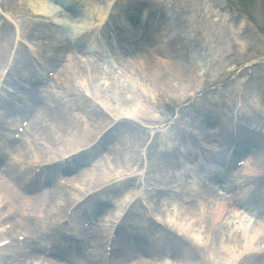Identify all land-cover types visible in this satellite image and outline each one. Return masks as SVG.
Masks as SVG:
<instances>
[{
	"label": "bare ground",
	"instance_id": "1",
	"mask_svg": "<svg viewBox=\"0 0 264 264\" xmlns=\"http://www.w3.org/2000/svg\"><path fill=\"white\" fill-rule=\"evenodd\" d=\"M49 1L50 0H40L43 9H45L46 4H48ZM67 1L69 2L68 11H72L77 14L81 11H84L85 13H96L97 22L101 27L106 24L105 21L107 20V18L108 21L111 19L110 16H107V12H105L103 8L92 5L88 0ZM0 8L2 9V11L5 10L1 6ZM151 24L152 25L149 27L150 32H143L142 36H140L139 30H136L139 25L132 23L131 26H129V28L127 29V26L125 27L123 23H113V29L111 30L112 34H110L109 32H107V34L105 33L104 40H106L107 44L111 46L113 40L115 39L117 48L123 50L124 54L128 55L129 57L132 55H136L139 51H142V53L145 54L146 57H148H144V69L151 76H158L156 70L157 65L152 63V60L162 62L163 65L168 66V71H174V73L176 74L175 70L178 69L175 68L176 65L173 61L166 62L160 60L159 57H153L152 60H150L151 54L149 52L156 50L155 52L163 53L162 51H164V54L167 55L170 60H173V57H171L173 50H187L188 43L184 39L181 40L179 38H174L177 30L173 26V23L152 22ZM32 25V27H34L33 30H35L36 26H38L37 24ZM5 26L9 28L8 24H6ZM108 26L109 24L107 23L106 27ZM46 29L59 31L58 27L53 23H50L48 26H46ZM77 29L78 31L76 32L75 36L73 35L71 38H68V36L62 35L65 38L57 42V44L62 45L54 47L51 46L49 49L56 54L63 50L73 49L80 50L82 52H85L87 50L88 53H92L93 55H95L96 53H94L93 51L100 49V47H98L97 45L98 42H93L95 35L93 33H90L89 29H87L86 27H78ZM125 29L127 30L126 34L128 36L125 34ZM30 31V28L23 27L22 36L30 37ZM36 37L52 39L51 35L42 30L37 33ZM137 37H141L140 40L143 41V44L136 43ZM1 39H3L2 35H0V40ZM100 39L102 40L103 38L101 37ZM85 40L88 41L92 45V47L84 49ZM165 41L166 44L164 45ZM64 42L65 44H63ZM8 43L9 45H11L10 40H8ZM40 49L43 53L48 49V47L44 46ZM5 53L6 56H4V54L0 55V63H3V60L4 64L5 62H7L8 52ZM95 57L99 60L103 59V55L102 57H97V55H95ZM113 59L115 60L116 58ZM128 61V69L130 70L128 71V73L133 76V74L137 71L135 70L137 68L135 67V63L132 59H129ZM41 64H44L42 65V68L54 67L57 69L55 75L50 80V83L55 84H53L48 89L49 91H46L45 93L47 97L52 98L51 95L53 92H51V89L58 88V85H56V81L61 76L65 77L64 85H60V88H63L62 94H65L66 92L68 93L71 90L77 92L80 89L79 86L74 85L72 75L69 74L67 68L63 67L62 64H59V59L57 57L46 58V61H42ZM192 65L189 66L187 70L185 66H178V68H180L182 72V74L178 75L185 76L186 79H190L191 81L196 78L197 74H199L200 76L201 65H199L195 60ZM89 67V59L87 60V63H79L77 65V75L83 76L85 78L87 92L91 93V91H94L95 93L97 92V95L99 96L103 93V88L105 85L103 84V86H101V84H97L96 72L94 71V68H90L89 70H87V68ZM12 71L13 67L11 69V73ZM121 74L123 75V73ZM17 75L19 77V81L27 82V77L24 75L23 70L17 72ZM130 75H124L121 77L125 78V80L130 83L129 85H127L126 87H123L121 85L118 86V91L120 90L118 92V96L120 98L122 97L120 99L122 107L118 106L117 109L116 107L111 108L116 114H118L119 109L123 110V107L128 105L134 106L135 108L140 107V115L144 116L148 113L145 110H148L149 106L146 103H140V98L137 95L138 91L135 90L132 85L133 83H135L134 79L133 77L130 78ZM165 75L167 76V78L169 77L168 74ZM174 77H176V79L180 78L177 75ZM7 80H9L8 76ZM29 81L35 83V86L39 84V78L36 77V75L32 76ZM35 92L40 93L36 88ZM49 93L51 95H49ZM174 93L176 92L174 91ZM100 99L104 102H109L107 101L109 99L112 100V98L106 96H104L103 99L102 97H100ZM75 100L76 99L68 100L71 103V108L76 106L74 105ZM58 102L59 101H57L54 107L51 106L49 110L50 112H52L54 109H60L62 111L61 118H63V114H67V107L61 106V104H59ZM78 103V106L82 105L80 101H78ZM9 108L12 112H19L18 105H13L11 100L9 102ZM97 111L101 115H104L103 111L98 107ZM123 111L127 112V116L133 117L129 113V110L125 109ZM45 115V113L42 114V116ZM101 115L97 113L95 115V119L98 120L99 125L106 123L105 121L107 116L105 115L106 117L104 116V118ZM4 117L5 115H3L2 120L4 119ZM226 117L227 116L225 114L221 115V118L223 119H225ZM2 120L0 119V129H11L10 124L4 123ZM126 121L131 122V120L128 118L120 119L117 122L118 127L125 125L124 122ZM199 123V126L202 127V129H209L213 127L218 129L216 133L218 135V138H221L220 146L218 145V149L223 150L221 157L216 156L215 152L208 150L206 147L200 146L198 138L193 135H188V140H182L184 145L189 144V146L192 147V150H187L188 152L182 157L178 156V153L171 151V149L169 148H167L166 150H162L160 146L155 147L154 141H152V143L148 147H144V144L141 145L140 152H142V161H140L136 166H142L146 162L147 170L153 174V177L146 178L148 193L145 195V197L147 200V205L143 206L140 200L135 201L134 204H136V206L138 207V221H140L141 223H145L147 227L141 228L140 226L133 225V231L128 232L129 240L126 241L125 239H122V247L119 248L118 245L113 243V248L116 252V256L121 259L123 264L126 263L127 256L137 258L136 264H156V262L163 261L162 259L166 258L172 259L175 262H178V264H193L194 262H197V264L198 262H203L204 264H234L237 261L238 264H255V261L259 259L257 256H255L256 254H254V250L258 249V246H261L260 244L264 243V231H259L257 229H248L245 222H241L240 220L241 214H239V208L242 206L243 208H245L241 200L242 196H246L247 198L252 200H262V205L264 207V164L255 167L252 163L253 157L249 155L247 162H245V166H243L239 170H237V168H231V163L233 160H228V158L231 157V154L230 149L227 146L229 144L233 146V144L235 145L236 142L234 141L235 139H233V137L229 136L227 122L219 121L216 123L201 121ZM67 124L68 126L74 127L77 132L80 131L79 128H76L80 125L79 121H69L67 122ZM98 126H96L94 130H97ZM188 126L191 129H198V127H196L194 123H189ZM41 130L42 134H44L45 137H42L41 134H39L38 140H42V142L38 143V152L41 155L48 154L50 158L49 161H55L60 157L59 155L58 157H55L56 154H54L56 151V141L61 140V142H63V140L67 139L70 135L68 132H66L63 124H61L60 129L57 130V133L55 134L56 137L53 136V134H49L45 128H42ZM84 133L87 138L93 137L92 141L95 140L97 134H95V131H85ZM25 134H27V132ZM131 135H128L129 139H131L132 142H135L136 138ZM261 136L262 135L258 134L256 131H250L248 135L249 139L247 138V141L249 142L250 140L251 146L254 147L256 144L259 145ZM2 138H4V136H2ZM208 140L209 139L205 140V142H207ZM245 140L246 138L243 142H245ZM21 143L22 140L19 141L18 153L20 154V158H24L28 155L26 153H22ZM119 143L120 140L116 141L114 148L110 151L113 152V156L120 158V161H122L125 159L118 155L122 153L120 147H117ZM46 145H49L47 148L49 153L43 148H40L41 146L46 147ZM68 147H70L71 149L73 148L74 151L76 150V148L71 144H68ZM181 147H183V145ZM241 150L242 152L240 150L237 152L245 154V152H243L244 148H242ZM247 151L248 150H246V152ZM80 154H82V152ZM36 158L37 156H34L33 159L30 160L29 165L31 167L33 165L40 164L41 158L39 159V161L35 160ZM179 158H183L185 162L190 165H187L191 173L189 179L178 181V167L182 165V162L177 161ZM0 162H3V159H1ZM209 162L215 163L217 167L221 168V171L216 170L211 172L208 165ZM6 167L7 168L4 174H0V190H2L0 197V209L12 207L16 208L15 211L22 218V226H24L25 228H29L30 226L33 229V232L28 231L26 236H24L26 237V244L29 248L34 245L32 247V251H35L34 253H36V251L50 252V256H55L53 258H56L61 262H56L54 264H104L105 251H102V249L103 246H106L105 244L107 243L111 232L106 224L107 220H103L101 225H96V227L93 229L94 235L91 236L92 238L90 237L93 243L90 246L91 251L88 254H85L83 252H80L78 249L81 246H85L86 243L76 244L75 242L69 241L66 237L62 236L60 231L61 225H57L59 222L56 223L54 221L56 218H66L68 211L73 207L75 202H79L78 200L81 198V196L78 193L76 195L73 192L74 190L70 188H64L60 185L58 187L56 186V189H44L42 194L33 195L35 190H33L31 184L35 183L36 187H45L48 180L50 179V176L58 174L57 165L52 166L54 168H52L51 171L43 168L39 176L34 174L35 170H32L33 168L26 170L21 166L16 165V163L8 164L6 165ZM205 169H209L211 173H207ZM229 169H231L233 173H235V177H237V179L231 180L228 178L227 180L229 181V184L227 185L230 186L225 187L223 186L226 185L224 180L225 178H227V176H230L228 174ZM162 172H165V177L163 179L164 185L163 187H159L157 186L159 184L157 175L162 174ZM83 176L85 178L82 180L84 185H95L94 183H91V181H88V171H86ZM100 176L108 179L105 174H100ZM196 176L203 177L199 185H194V183L190 182V180H194ZM6 177H12L15 180L17 179L16 185H18V188L11 186L8 182H5L4 179ZM171 179L174 181V183L178 182V186L169 185L171 183ZM130 184L131 183H129V185ZM129 185H124L123 187H128ZM217 188L223 189L224 193H217ZM94 189L89 190L93 191ZM19 191H21V193H19ZM29 194H31V196H29ZM80 194L84 195L85 192H81ZM67 195L69 196V198L67 197ZM5 199L12 201V204L9 207L6 206L4 202ZM173 209L176 210L172 211ZM95 210V214H98L100 212L111 213L114 210V207L113 204L111 202L109 203V201L107 200H98ZM151 212H155L159 215L168 214L172 217L170 221L153 222L150 218ZM77 213L78 209H74L72 211V214ZM130 213V209H128L125 214V218H129ZM260 214H264V208L263 210H261ZM256 219L264 222V217H257ZM113 225L114 224H112V226ZM232 225H236L233 239L226 237L225 235L226 231L230 230ZM1 227L2 226H0V228ZM15 228L19 227L15 226ZM76 229L78 230V226L76 227ZM145 232L148 235L146 237L148 241L144 242L143 244L141 243V235H143ZM2 234L6 233L0 230V235ZM155 234H158L161 240V243H159L158 246L155 245L151 240L152 235ZM198 234L204 235L203 239L201 240L202 245L199 244L196 240L195 242L193 241L195 235L197 236ZM218 244L220 245L219 249L217 248ZM223 244H235L236 249L234 250L237 252L239 250V254H233L230 248L222 247ZM145 245L154 248L152 250H149L145 247ZM14 249L16 251H13L11 249L9 250L7 248L3 249V251L5 252L9 250L8 254L10 251L12 253H10V256L8 255V257H2V254L0 253V264H32L27 262L28 258L23 253L21 254L17 251L16 248ZM122 249L125 250V252H121ZM240 255H243L242 258H240ZM237 256H239V259ZM256 263H258V261ZM36 264L44 263L37 262Z\"/></svg>",
	"mask_w": 264,
	"mask_h": 264
},
{
	"label": "rangeland",
	"instance_id": "2",
	"mask_svg": "<svg viewBox=\"0 0 264 264\" xmlns=\"http://www.w3.org/2000/svg\"><path fill=\"white\" fill-rule=\"evenodd\" d=\"M1 1L4 3L3 7H5V13H8L12 19H7L6 22L5 18L2 17V15L5 14H0V35L3 36V39L0 40V55L4 54V56H6L5 52H8L7 56L15 53L14 57L18 59V62L16 63L18 70L22 66V52L18 51V42L20 40L23 42L28 41L20 39V27H28L31 29V24L33 23L47 25V23H51L52 20L37 15V11L33 6L34 0ZM90 1L102 7L109 4V0ZM117 6L121 7L120 10L130 8V11L135 12L136 15L142 13L143 8L139 6H145V9H147L149 13L154 14V17L163 18L168 22L173 23V26L177 30L174 38H179L181 40L184 39L188 43V49L181 51L173 50V56L171 55L173 60H170V58L164 54V51L158 56L154 52L151 53L150 60H152L153 57H159L160 60L166 62L173 61L176 65L175 68L179 71L175 70V74L174 71H168V66L163 65L162 62L152 60V63L157 65L156 70L158 76H151L145 71L143 65L145 62L144 57H146V55L142 52H138L136 55L131 56V59L135 62V67L137 68L135 69L137 71L132 76L128 73L130 70L128 69L127 60L130 59V57L125 58L122 51H116L119 54L118 59L124 61L123 67L120 69L123 75L119 77L118 84L107 89L108 93L103 91V93L98 96L97 92H87L85 78L76 75V62H87L85 53L81 51L72 52V50L62 53L60 54V58L64 60L66 59V61L62 63L65 67H68L69 74L72 75V79L74 80V85L79 86L80 89L77 92L71 90L68 93L66 92L65 94H62L63 88L60 87L64 85L65 77H60L56 82L58 89H54V92H56V98L51 96L53 99L47 97L44 100L47 103L49 101L48 104L52 107H54L57 101H59L58 103L61 104V106L67 107V114L64 113L63 118H61L62 111L60 109H54L52 112L49 111L45 116H42L41 111H43V109L41 111L39 110V114H37L36 117V126L30 131L29 136L24 137V143L29 144L31 141L38 138L37 135L40 126L45 128L49 134H53V136L56 137L55 134L57 133V130H59L60 125L63 124L66 132H68L70 136L67 139H64L63 142H61V140L56 141V151L54 154H56L57 157L58 155L61 156L73 152L74 149L68 147V144L78 148L79 145L81 146L82 144L91 143L93 137L87 138L84 133L85 131L93 130L95 131V134L99 131H103L101 135L102 137L104 136V138H101V141L104 140V145L103 148L100 149L101 151H96L95 154L92 153L85 157H80L78 160L80 168L77 169L81 170L74 171L73 168L68 172V175L71 176V179L75 178L74 180H71L73 181L72 185H75L78 184V181L82 182V180L85 179L83 173L88 170V181L93 182L95 185L102 186L108 184L106 183V178L100 176V174H105L106 177L110 178L109 184L114 179L113 185H117L114 186L115 189L107 193L106 196H109L112 199L113 204H124L123 199L125 198H123V193L129 191L128 195H131L141 181V179L133 178L134 174L132 173L137 169L136 165L142 161V152H140L142 144H144V147H148L151 144L152 139L156 138L154 141L155 147L160 146L162 150H165V132L169 133L173 138L175 136L181 138L186 134L185 131L173 126L174 115H176V118L177 116H180L178 119H182V117L189 118L194 116L196 113L198 115L197 117L202 118L205 121L216 123L219 121L227 122V129L230 136L232 131L231 121L233 119L235 97L238 95L239 88L242 87L244 93L241 95V98L245 105L241 109L242 112L239 116L241 124L247 126L248 131H256L258 134L262 135L259 145L256 144L252 147L249 143L250 141L248 142L249 155L253 157L255 167L264 164V63H258L254 67L244 70L242 67H240V69L238 68L239 65L245 64L251 59L264 57V38L260 37L255 31L256 27H259L264 33V0H119ZM96 17V13L93 12L85 13L84 11H81L78 14L76 13V15L73 14V18H76L80 22L79 24L89 25L88 27L90 30L97 28V26L93 24V21L94 23L96 21ZM5 23H9L11 26L9 25V28H7ZM36 29H44L46 33L49 31L48 29H40L39 27ZM57 35H60V33H57ZM66 35L72 37L70 31H68ZM57 38H59V36ZM8 40L12 42V45H9ZM84 42V48L86 46L88 47V41L85 40ZM28 46L33 50H36V47L31 41ZM24 50H26V48H24ZM32 56L35 57L34 53ZM75 57L78 58V60L75 61V64H69ZM194 60L201 65V75L199 76V74H197L193 81L186 79L185 76H179L178 74H182V72L178 66H185L187 70ZM111 62L112 59H110V63ZM30 63L32 62H29V64ZM90 64H95V66L99 67L100 74H102L101 69L106 67L99 66L97 63L93 62H90ZM3 66L4 60L3 63H0V70ZM35 69L36 66L30 68L28 72L32 73ZM48 70L49 69H47V71ZM165 74H168L169 77L167 78ZM124 75H130V78L133 77L136 82L132 85L135 90L138 91L137 95L140 98V103H151L152 109L149 110L148 107V110L146 109L145 111L148 112L146 114L148 118L153 117V120L156 121L155 124H142V126L145 127L142 128L141 125H139V122H141L140 107H138V109L134 106L128 105L123 107V110H129V113L133 117L127 116V112H124L121 109L118 110V115L120 118L130 119L131 122L126 121L124 122L125 125H122L121 127L117 126L115 129H112L114 125V122L112 121L114 118V111L112 108H115L116 106L117 109L119 105L122 107L120 101L122 97L120 98L118 96V92L120 91H118V86L121 85L126 87L130 84L125 78H121ZM176 75L180 78L176 79V77H174ZM248 78L250 79L247 80ZM42 85L44 86L45 84L43 83ZM156 85L160 86L156 87ZM13 87L18 88V86ZM150 90L154 91L155 96L152 97L153 99H151L152 94H150ZM22 91L27 94L25 88L22 89ZM174 91L176 93H174ZM196 91H201V94L198 95ZM42 94L44 95L45 93ZM108 95L112 98V100H107L109 102H104L100 99V97L103 99L104 96L108 97ZM69 99H76L74 101V105H76L75 107H70L71 103L68 101ZM150 99L152 101H150ZM45 101H43V103ZM78 101L82 104L81 106H78ZM261 101H263V104L260 103ZM95 105L99 106L107 117L101 115L97 111ZM0 111H5V114H9L7 104L0 102ZM96 113L103 117L105 116L106 123L99 125L98 120L95 119ZM223 114L227 116L225 119L221 118V115ZM69 121H79L80 125L76 128H79L80 131L77 132L74 127L68 126L67 122ZM96 126H98V128L97 130H94ZM170 126L172 129H168ZM214 131L216 130L213 128L212 132ZM248 133L247 131L243 132V134L246 135H248ZM128 135L134 136L136 141L132 142ZM119 140L120 143L117 147H120L122 153L117 154L125 159L122 161H120V158L113 156V152L110 151L114 148L116 141ZM43 149L47 150L46 147H43ZM242 157L243 156L235 155L232 166H234L237 159H241ZM48 158L49 155L46 154V157L42 159L48 160ZM82 161H84V163ZM11 162L12 160H6V163ZM0 169L2 170L3 167H0ZM117 172L124 173V179L132 178V183L136 186L132 188L131 186L125 187L120 193L122 180L117 177ZM230 176H233V174ZM230 176H227V179L229 178L233 180ZM52 179H55V181H52L51 183L49 182L48 185H62V183L60 184V182H62L61 177H53ZM4 180L5 182H8L6 179ZM228 182V180H225L226 184H228ZM123 185L126 184L123 183ZM224 186L229 187L230 185ZM44 189L48 188L35 187V195L39 192L42 194ZM1 191L2 190H0V193ZM216 191L223 193L224 190L217 188ZM19 193H21V191H19ZM67 197L69 198L68 195ZM241 199L247 210L255 209V207L263 208L262 200H252L246 196H242ZM174 210L176 209H173L172 211ZM151 216L158 220L162 218L165 221H170L172 217L171 215L166 214L159 215V218L155 213L151 214ZM99 217L100 221L104 220L103 218L107 220L109 219L107 215H101ZM97 224H101V222ZM32 230L33 229H31V231ZM235 230L236 227H231L230 230H227L225 233L226 237L233 239ZM22 231H24V229H22ZM17 234L18 233L11 234L10 236L0 235V240L9 237L10 239H13L11 245L15 246V236ZM203 237L204 235H195L193 241L195 242L196 240L199 244H202L201 240ZM153 242L157 243V240L154 238ZM260 245V248H264V244ZM222 247L230 248L233 254H239V250L238 252L234 250L236 249L235 244H223ZM217 248H220L219 244L217 245ZM260 248H258L254 254H256L255 256L257 257L264 258L259 253ZM82 250L84 251L85 249L81 248V251ZM0 253L2 254V257L10 256L8 251L5 252L0 250ZM39 254H41V252ZM46 254L48 255V253ZM28 260L29 262H33L30 259ZM263 260L259 258L257 259L258 263L255 261V264H264L261 263ZM198 264L204 263L199 262Z\"/></svg>",
	"mask_w": 264,
	"mask_h": 264
}]
</instances>
